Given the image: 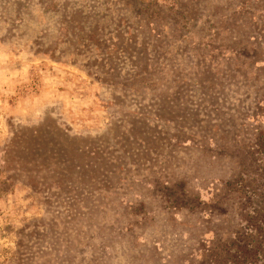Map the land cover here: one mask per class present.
Returning a JSON list of instances; mask_svg holds the SVG:
<instances>
[{"label": "rangeland", "instance_id": "1", "mask_svg": "<svg viewBox=\"0 0 264 264\" xmlns=\"http://www.w3.org/2000/svg\"><path fill=\"white\" fill-rule=\"evenodd\" d=\"M0 264H264V0H0Z\"/></svg>", "mask_w": 264, "mask_h": 264}]
</instances>
